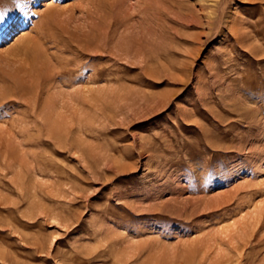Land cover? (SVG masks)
<instances>
[{"label": "rangeland", "instance_id": "1", "mask_svg": "<svg viewBox=\"0 0 264 264\" xmlns=\"http://www.w3.org/2000/svg\"><path fill=\"white\" fill-rule=\"evenodd\" d=\"M0 17V264H264V0Z\"/></svg>", "mask_w": 264, "mask_h": 264}, {"label": "snow or ice", "instance_id": "2", "mask_svg": "<svg viewBox=\"0 0 264 264\" xmlns=\"http://www.w3.org/2000/svg\"><path fill=\"white\" fill-rule=\"evenodd\" d=\"M0 19H3L2 17H0Z\"/></svg>", "mask_w": 264, "mask_h": 264}]
</instances>
